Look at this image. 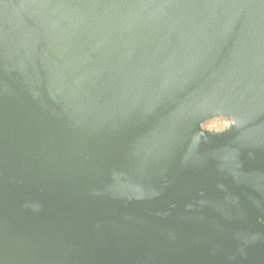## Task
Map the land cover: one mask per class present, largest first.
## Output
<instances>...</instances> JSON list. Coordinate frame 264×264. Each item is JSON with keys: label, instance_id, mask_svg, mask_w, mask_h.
Returning a JSON list of instances; mask_svg holds the SVG:
<instances>
[{"label": "water", "instance_id": "95a60500", "mask_svg": "<svg viewBox=\"0 0 264 264\" xmlns=\"http://www.w3.org/2000/svg\"><path fill=\"white\" fill-rule=\"evenodd\" d=\"M0 264H264V0H0Z\"/></svg>", "mask_w": 264, "mask_h": 264}, {"label": "flooded vegetation", "instance_id": "af4514ba", "mask_svg": "<svg viewBox=\"0 0 264 264\" xmlns=\"http://www.w3.org/2000/svg\"><path fill=\"white\" fill-rule=\"evenodd\" d=\"M223 121H228L229 124L226 126L222 125ZM233 124V119L228 116H215L211 117L201 123V126L205 130L209 131H222L228 127H230Z\"/></svg>", "mask_w": 264, "mask_h": 264}, {"label": "built area", "instance_id": "2783aa9c", "mask_svg": "<svg viewBox=\"0 0 264 264\" xmlns=\"http://www.w3.org/2000/svg\"><path fill=\"white\" fill-rule=\"evenodd\" d=\"M228 124H229L228 121H227V122H226V121H223V122H222V125H223V126H226V125H228Z\"/></svg>", "mask_w": 264, "mask_h": 264}]
</instances>
